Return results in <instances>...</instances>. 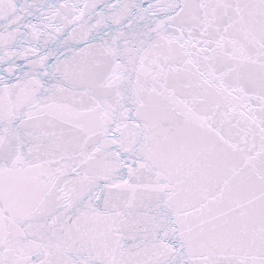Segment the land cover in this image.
<instances>
[{
  "label": "snow or ice",
  "instance_id": "6c2138e0",
  "mask_svg": "<svg viewBox=\"0 0 264 264\" xmlns=\"http://www.w3.org/2000/svg\"><path fill=\"white\" fill-rule=\"evenodd\" d=\"M0 264H264V0H0Z\"/></svg>",
  "mask_w": 264,
  "mask_h": 264
}]
</instances>
